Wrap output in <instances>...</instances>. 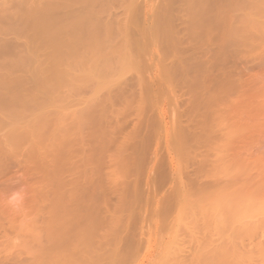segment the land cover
Listing matches in <instances>:
<instances>
[{"label": "rangeland", "instance_id": "obj_1", "mask_svg": "<svg viewBox=\"0 0 264 264\" xmlns=\"http://www.w3.org/2000/svg\"><path fill=\"white\" fill-rule=\"evenodd\" d=\"M3 1H5V0H3ZM3 1L0 0V6L1 7L3 4H5V2L7 3L8 1H9L7 3L8 5L5 4L6 7L8 9L12 7V6L8 7L12 0L11 1L6 0L5 2H3ZM103 1L105 2L104 3L105 4V10L102 13V15H103V17H102L103 21L102 22L109 23L110 26L113 25L112 26L113 27L112 32L110 33V36L114 38L113 41H117V39L120 38L118 40H121V42L120 41L119 42L122 44V38L121 37L125 38V35H127L126 41L123 38V42L125 41V43L123 44V47H125L129 51H125L126 50L125 48L123 50H121L122 49V47H121L120 51L116 50L117 51L116 54L118 53V51H119V53L117 54L118 56L120 55V52L122 54V51L124 53L129 52V57H131L130 58L131 61H129V57L126 53V55H127L126 58L128 57L127 61L130 62L129 64H131L133 62L136 63L137 66H135L133 63V69H135L136 72L132 68L131 69L128 68L129 67L128 62L122 61L123 58L125 60L124 55H123V57L121 56L120 58L117 57V55H116V58H117L116 59L115 58V52H114V54H113L114 57L112 58L111 63L113 65V62H114L115 63L114 67L117 69L118 68L120 69V67L122 68V69H120V70H122V71H120V73L118 70L119 75H118V73H116L117 74L116 76L119 80H117L115 74H113L114 72H112V71H114V70H111L112 69L111 66H109V68L108 67L104 68V71L102 74L96 73V75H98L97 80L100 81V83H99L100 85L97 83L99 85L98 86L99 89H97V90H98V93H99V91H100V93L97 95V97L95 95L96 101H94L95 99L91 98V99H93L92 100L93 103L91 101L88 102L90 104V106L88 104L89 108H88V106H86L87 109H85V106L83 103L87 102L86 100H88V97H89V100H91L90 97L92 96V94L97 93V90L95 89L97 87L94 88L96 91L93 93L92 88H89L86 86L82 87V86L85 85L86 83H89L88 84L89 86L91 83L93 85L94 82H97V81H95L96 79L94 81L92 79L91 83H90L91 80L89 82H86V83H83V82L80 83L81 88H80V85H78L80 89H78V86H77V89H78V90H76L77 93H76V91L75 92L71 91L72 92L71 95H69V97H67L70 99V102H62L61 105H63V103H65V106L67 105V107L65 108L63 105L61 110L73 108V109H71V110H74L72 113L69 112L71 110H69V111L67 110V112H69L71 115L74 116V113H76L75 110H78V113H79L78 116H80L82 114V117L80 116V118L77 117L75 119V117H72L71 115H66V116L61 115V116H63L62 119H64V120L61 119L62 121L60 124H62L63 122H67V125L69 126V127L65 126L62 129L61 137L63 135L67 136V137H62L63 138V140L61 141L62 144L58 143V142H60V140L62 138L59 137L60 132L58 133L56 130L58 128L57 127L58 125L56 124V122L53 124L54 121L51 119L52 117L47 118V120L44 121L45 123H42L43 125H41L42 127L40 129H43V130L39 129L40 130V131L38 130L39 132L36 131L38 133V135L36 132L34 134H36L37 138L33 137V139L32 138L28 139V138H30L27 135L29 131L25 130V127L24 128L20 127L21 130L18 127V130L16 128V131H13L14 129L10 130V128L8 130L7 126H6L7 128L0 126V139L3 138L4 141H6V139H7V141L10 143V146H12V145H15V147L18 146L17 143H16L17 145L15 144V142L17 140V139L15 140V138H16L15 135H18L17 133H19V132H20L19 133L20 136L23 135L22 137H24L25 134L27 135L28 138L24 137L25 138L24 141L26 144L28 143V141L30 143L31 140H32L31 143H34L35 142L34 140H36V139L38 142L40 140V142H39L40 145L37 146L38 142L37 143L35 142L36 145L34 143L35 149L33 148L34 147L33 144H32V146L31 145L29 146L28 145L29 143L27 145H25V143H24V146H23L24 148L20 145L21 148H18L17 150L15 147H13V148H15V151L9 147V149H11V150H9L10 154L8 152H7L8 154L5 152L6 149L8 151V148H5V146L2 147V143L0 144L1 150L2 149L4 150V153L0 151V156L3 155L2 157H4V159L2 157H0V162L2 160V162L0 163V165H1L0 166V211L3 208L2 211L0 212V221L3 220L2 222L6 225V229H7L6 231H4L3 235L0 234V236H2V237H0V257L5 256L8 258L9 257L22 258V259H24V263L28 264L29 261L32 260V258H33L32 256L36 255V256L41 257L40 255H42L43 252L45 254L49 253V252L46 253L45 250H42V248H43L42 245H44V243H45V245L49 244L48 242L54 240L55 235L57 237L58 236L57 233H60V232L63 234H61V235L59 234V236H58V237H60L59 241H58L59 245L56 244L57 241L56 242L53 241L54 244L52 243V245H50L51 244L50 243L47 247L45 246L47 251L50 250L47 248H51L55 244L58 245L59 247L61 246V248L63 249L61 244L63 243L64 245H66L65 243L68 242L67 239H69V237H70V239H72L71 240L72 242H68L69 243L68 245H71L72 243H74V240H75L74 244L80 245L81 244L80 242H82V241H80V239L81 240L84 239V240H86L85 242H87V243H85V245L87 244V246H85V248L88 247L89 248L88 251H90L92 249V250H95V252L97 251L96 254L100 253L102 255V257L100 258L101 260H96V262H94V264H97V263H100V264H161L163 262H164V264H169L170 262L172 263L173 260L177 262V260H176L177 258H175L176 256L174 255V253L177 255V257H179L178 259H181V257H182L183 261H185L184 259H186V260L188 259L187 261L189 262L196 255L194 253L196 251V249L198 252V254L196 256H198L199 253L203 254V252H204V254H205L206 250H205L204 246L207 247L206 248L207 250H209V249L211 250L213 247L214 248L216 247L215 244L218 243L217 247L220 245L219 242L216 241V242H214L215 246L211 247L213 245L212 244L213 242L207 241V240L205 241L204 239H202L204 237L200 238L198 235L201 236L202 233L197 232V230L194 228H192L190 230L192 235H193V236H191L194 239L193 240L190 237V235H191L189 233L190 231H188V229H190L189 227H192V226L187 225V221L185 224V221L183 223L182 221L179 220L180 219L179 214L181 213L180 211H181V202H182V200H181L182 199L181 198L182 197L181 196L182 195V188H181L182 187V183H181L182 176H179V175H181L180 169H182L181 166L183 167L185 165L184 164L186 162V161H184L185 158H186L185 160H188L187 162L190 161L189 160L190 158H194L197 160V158H195V156L194 157L190 156L189 153H192L193 151L192 150L190 151L189 149L191 146H188L189 143L191 145L192 143L193 144L195 142L197 143V141L194 142L195 137L192 136V138H190L191 139V142H190L189 141L190 136L188 137L189 143L187 142L186 147H188V150L190 152H188L187 150H186V152H188L187 154L190 157L188 156L189 158L187 159L186 154H185L184 158L181 156L183 158L181 161L182 162L184 161V163H182L184 165H180L181 162H179V160H180L179 154H180L181 149L183 148L181 146L183 144V142L180 139V142H181L180 143L178 141L179 140L178 138H182V140L184 138V136L180 137V136L184 135V134H182L183 130L181 128H183L182 124H184L187 117L190 118V119L188 118V120L190 122L192 120L194 121L196 118L199 117V116H195L196 113H198V115L201 113V115L203 117L204 114L206 113V110L211 111V109L213 110L214 106L216 109V105H218V107H219V106L224 105V103H226L224 101H218V99H217L220 96L219 94L222 93L221 89L223 90V93L224 92L226 93L227 96L229 95L227 92H232L231 94H234L235 90L237 91V94H239L238 90L242 91V89H239L238 86H235V83L241 82L242 80H248V81L254 80V78L256 79L257 77L258 78L256 79V81L257 80L262 81V79L264 81V54H262L263 53L262 48H258L260 46L262 47V45H263V49H264V43L262 41L263 39L261 40L262 36H259V38H257L258 35L254 36V33L256 31L254 29V26L251 25L253 28H249L250 29V31H249V29H247L249 24L247 25V22H246V25H245L244 24L245 22L242 21V20L245 21V19H244V17H242L241 14H243L244 10L247 7L250 8L249 7L250 0H170V1L167 0V2H166V0H103ZM1 2H3V3H1ZM5 5H3V6H5ZM10 5H13V3ZM130 5H132V6L130 7ZM2 8L5 9V7H2ZM164 12H165V14H164ZM58 13L60 16L61 12H57L56 15H58ZM54 18H56V16H54ZM236 20H237V22H236ZM116 22L123 23V24L126 23L125 25H128V30H127V28H125L126 26L122 24L123 26H125L124 27L125 33L123 32L124 36L121 33L123 30V27H122V30L121 29L119 30L120 36L118 37V30L116 32V30H115L116 26L114 24ZM241 22L243 23L244 26H246V28L243 25H241ZM119 23H116V24L119 25ZM153 24H155L154 27H152ZM238 25L239 26L241 25V28L242 27L244 28V30L242 28L241 34L247 32L245 34V37H247V39L249 38L248 39L249 43L245 44V41H247V39H244V41H243L244 35H243V37L240 38L239 36H241V34L240 35L237 34L239 32L238 31L239 27L237 28V30H235V29ZM114 26H115V28H114ZM120 26H121V24H120ZM120 26H119V28H120ZM141 28H142V30H141ZM117 29H118V26H117ZM144 29L145 30L148 29L149 30L148 33L151 34V36H148V33ZM245 29H247L248 31ZM110 30H111V28H110ZM253 30H254V32L252 33L251 31H253ZM138 31H139V33H138ZM142 32L144 35L143 38H144L145 42L143 41V39L141 40L142 34L139 35ZM234 33H236V34L234 35ZM2 34H5V35L2 36L0 34V43L2 44L3 40L8 41L10 44L8 42H4L3 44L5 45L8 43V45L10 46V49H11V47L13 48L14 45L18 46V43L21 40H23V39H19V38H18L19 40L16 39L15 38L16 36L14 37V36H12V34L8 35V32H2ZM153 34L157 37H155V36L152 37ZM256 34H257V31H256ZM180 37H182V39ZM253 37L255 38L254 40H253ZM15 39H16V41H15ZM178 39H179V41H178ZM242 41H243L244 45L242 44ZM250 41H252V44L250 43ZM127 42H128V44H127ZM176 42H177V44H176ZM21 43L22 42H20L19 45ZM140 43H142V46L140 45ZM145 43H146V45H145ZM11 44H13V46ZM249 44H251V46ZM255 44H257V45H255ZM8 45H6V48L9 47ZM138 45L140 46V48L138 47ZM247 46H248V49H247ZM254 47H255V50L253 49ZM146 48H147V50H146ZM193 48H194V50H193ZM190 49H191V51H190ZM245 49H246V51H245ZM259 49H260V51H259ZM252 50H253V52H252ZM135 51H136V53H133ZM248 51H249V53H248ZM138 52H140V53H138ZM41 53L43 54L46 52L42 51ZM130 53H131V56H130ZM137 53L139 54V56H141L140 59L138 58L139 61L136 57ZM146 54H147V56L145 57ZM249 54L251 55L250 57H248ZM181 55H182V57H181ZM252 55H253V57H252ZM134 56H135L136 60H134L132 62V58ZM180 58H182V60H180ZM162 59H163L164 63L162 62ZM140 60L143 63H141ZM207 60H208V62H207ZM210 61H211V63H213V65L210 64ZM120 62H123V63H121V65L123 64V67L122 66L119 67ZM246 62H247V64H246ZM177 63H178V65H177ZM138 64H139V67H138ZM164 65H166V67H164ZM130 67H131V65H130ZM145 67H147L148 70ZM231 67H232V69H231ZM246 67H247V69H246ZM107 68L108 69L111 68L110 71H108L111 74L109 73V74H107V76L109 77L110 75H112V78L109 77V81L111 79V81L109 83H107L108 79L107 80L104 79L105 78L104 72L106 75ZM123 70H125V71L123 72ZM159 70H161V71H159ZM208 70H209V72H208ZM237 70H238V72L235 74V72ZM0 71H1V69H0ZM115 71H117V70L115 69ZM1 72H3V71H1ZM1 72H0V75H1ZM11 72L12 73H10V75H12L13 77H18V79L23 80V84L20 87L21 93L26 95V93L30 92L29 90H30L33 83H31L32 81L30 80V78H27L28 76L26 75V73H24L20 69H14ZM121 72L122 73L126 72V73L124 75H122ZM225 72H226V74H225ZM227 72H229V73L227 74ZM230 72H232V73L230 74ZM242 73H243V75H242ZM25 75H26V77H25ZM99 75L104 76L102 80H101V78L99 79V77H100ZM167 75L171 78H169ZM12 76H10V78L15 79V78H12ZM228 76H230V77L227 80ZM245 76H246V78H245ZM248 77L249 78L251 77V78L249 79ZM142 78H143V81L141 82ZM103 80H105L107 82L104 81L105 83H103ZM170 80H171V82H169ZM233 80H235V82ZM101 81H102L103 85L107 84V86L101 85ZM115 81H118V82L115 83ZM230 81L232 82V84H230ZM113 82H114L115 86L112 85V87H110L109 85H111ZM185 82H186V84H185ZM233 82H234V85H233ZM141 83H142V85H141ZM182 83H183V85H182ZM205 83H206V85H205ZM241 83H243V82H241ZM168 84L172 87H170ZM203 85H205V87H201ZM232 85H233V87H232ZM238 85H240V83ZM139 86L142 88V90ZM198 86H199V88H198ZM188 87H190V88H188ZM209 87H210V89L212 88L211 91H213V89H214V92H212V94H215L217 92V97L211 95V93H210V95H208L209 94L208 93ZM217 87H219V88L216 89ZM243 87L245 88L246 86L243 85ZM258 87H259V84H258ZM100 88H102V89H100ZM105 88L108 90H106ZM159 88H160V90H159ZM226 88H228L227 92H226ZM64 89L65 88H63V90ZM183 89H184V91H183ZM199 89H201V91ZM260 89L262 90V92L258 91L257 93L260 92L258 94L259 95L258 99H261V97H263L261 99L262 101L259 100L261 103L258 101L260 103L259 107H260V105L262 106V107H260L261 111H259V107H256L255 109L258 108L257 110H258V113L260 114L259 118H261L262 123L264 124V104L262 105V103H264L263 86H262V88L260 87ZM202 90L205 93L207 91L206 95L204 92H202ZM67 91L70 94L69 90H66L65 92H67ZM241 91H239V92H241ZM155 92H157V93H155ZM195 92H196V94L199 95V97H195L196 96ZM57 93L58 92H56L55 94H57ZM63 93H64V91H63ZM73 93H75V95H72ZM223 93H222V95H223ZM58 94H57V97L56 96L55 97H56V99L60 100V97L62 98V96H59ZM60 94H62V93H60ZM202 94L205 96H202ZM235 94H236V92H235ZM207 95L209 97H207ZM226 95H223V96L227 97ZM176 96H178V97H176ZM235 96H238V95H235ZM78 97L79 98L85 97L84 98L85 102L81 101V102H83L82 103L83 106L77 100V99H79ZM200 97H202V98H200ZM204 97H207L208 100H206ZM231 97H233V96L231 95ZM187 98L189 101L187 100ZM210 98L212 99L211 101H209ZM228 98H230V96ZM53 99H54V96L52 97V100ZM56 99H55V101H56ZM184 99H186V101L189 103L186 105V106H188L187 107L188 108V111H187L188 115L187 114H186L187 116L185 115L186 118L183 116V113H181L183 111V107H184V106L182 107L181 104L183 103V105H184V101H185ZM195 99H199L200 101L195 100ZM213 99H215L216 103L214 102ZM219 99H221V97ZM224 99L226 101V98H224ZM67 100L68 99H66L65 101H67ZM176 100H177V102H176ZM190 100H192V101H190ZM60 101H62V100H60ZM60 101H58V102H60ZM63 101H64V99H63ZM197 101H199L198 102L199 105L194 103V102L197 103ZM207 101H209L208 104L206 103ZM0 102H3V100H0ZM53 102H54V100H53ZM175 102H176V104H175ZM210 102L212 103L211 106L214 105L213 102L215 103V105L213 107H211L209 105ZM200 103H204L205 105L204 104L200 105ZM3 104H1V105H3ZM172 104H173V106H172ZM11 105H13V104H11ZM85 105H87V103ZM142 105H143V107H142ZM189 105L192 106L194 109L196 106L197 111L193 110L192 107H191V109H189ZM197 105H198V107H197ZM206 105L207 106L209 105V107H211V109L209 107H208V109H205L207 107ZM71 106H73V107H71ZM1 107H0L1 108L0 112L8 115L7 112H9L10 109L8 108L9 110L6 111V110H4L3 106H1ZM8 107H10V106H8ZM53 108L56 109V107H53ZM170 108H172L174 111ZM219 108H221V107H219ZM6 109H7V107H6ZM55 109L52 112H54ZM178 109H181L180 110L181 112ZM198 109H200L201 112ZM30 110L34 113V109H30ZM5 111H6V113H5ZM31 111H30V113H31ZM192 111H193V113L194 112H196V113H194V115H193ZM27 112L24 114L25 119H26V115H30L29 111H27ZM173 112H174V114H173ZM175 113H176V115H175ZM64 114H66V112ZM206 115L207 116L209 115L208 112L206 113ZM206 115L204 116L203 119L206 118L205 121L208 122L210 119V116H213L214 113L211 112L210 116H208V117ZM67 116H68V118H70V116H71L72 119H75V121L73 120L75 122V124H74V122L71 123L72 120L70 121L68 118L66 119ZM76 116H77V113H76ZM193 116H195V118H193ZM0 118H1V116H0ZM27 118H28V116H27ZM29 118H30V116H29ZM53 119H54V117H53ZM207 119H208V121H207ZM81 120L83 122H81ZM258 120H260V119H258ZM1 121L4 123L7 122V121H3L0 119V122ZM76 121H80V122H76ZM177 122H179L181 124H179ZM68 123H71V125ZM6 124L10 125L9 122L5 123V125ZM63 124L65 125L66 123H63ZM77 124L79 125L80 128L78 127ZM0 125H1V123H0ZM62 125L60 126L61 128H62ZM74 125H77V126H74ZM180 125H181V127H180ZM188 125H191V124L189 123ZM138 126L140 128L141 127L142 128L140 129ZM53 127L55 128V130ZM75 127H77L76 130H74ZM64 128H66L68 131L66 130L65 131L66 133L64 132V134H63V130H65ZM158 129H159V131H158ZM143 131H144V133H143ZM53 133H57L59 136H56L57 134H53ZM67 133H68V135H67ZM169 133H170V135H169ZM177 133H179V134H177ZM50 135H51V137H50ZM38 136L40 137V139H38ZM52 136L54 138H52ZM141 136H142V138H141ZM146 136H147V138H146ZM57 137H59V138H57ZM153 137H156V138L154 139ZM21 138L19 137L18 140L19 141L23 140ZM45 138H48V139L43 140L44 142L45 141L51 142V140L53 139L52 141H53L54 145H56V148L54 147V145L52 146V144H53L52 142H51V146L53 148L50 146L51 149L48 148V146H46V145H42L43 144L42 139H45ZM3 139L0 140V142H3ZM57 139L58 140L60 139V140L58 141ZM64 140H67V142L63 143ZM54 141L58 144H55ZM143 142H145V143H143ZM261 142H262V146H263L262 149H263L264 148V145H263L264 144V137L261 140ZM18 143H20V142H18ZM44 144H46V142ZM63 144H65V145H63ZM66 144H68V146ZM149 144H151V145H149ZM193 144H192V146H193ZM195 144H194V147L191 149L195 150ZM27 146L29 147L28 150H27ZM44 146H45V148H43ZM62 146L63 147L65 146V147L63 148ZM37 147H38V149L36 150ZM60 147H62V148H60ZM148 147H150V148H148ZM206 147H207V145H206ZM172 148H173V150H172ZM143 151H144V153H143ZM141 152H142V155H141ZM177 152H178V154H177ZM181 152L184 153V151H181ZM37 153H39V154H37ZM46 153H48V154L46 155ZM263 153H264V151H263ZM11 154H13V155H11ZM17 154H18V156H17ZM43 154H45V155H43ZM193 154H191V155H193ZM8 156H11V158H9ZM6 157H8V158H6ZM65 157L68 160H66ZM149 157L151 158L150 160H149ZM176 157L178 159H176ZM14 160H15V162H14ZM196 160H195V163H196ZM53 161H54V163H53ZM156 161H158V162H156ZM7 162H9V163H7ZM148 162H150V164ZM16 163H17V166H16ZM47 163H49V164H47ZM157 164L159 165V168H158ZM188 164L189 163H187L186 166H188ZM192 164L190 162V166ZM3 165H4V167L2 168ZM194 165L195 164H193L191 166V168H193ZM175 166H177L178 168ZM205 166H206V164H205ZM205 166H203V167L205 168ZM46 167L49 169H47ZM50 167L53 169H51ZM179 167H180V169H179ZM195 167L196 166H194V168ZM203 167H202V173L205 170V169H203ZM27 168H29V169H27ZM154 168H155V170H154ZM188 168L190 169V167H188ZM198 168H199V166L197 164V168L193 169V171H194V173H196V175H193V173L192 174L189 173V177L187 176L188 183H190V184L192 183L191 179H193L194 176H196V178L198 176V180H197L198 183H199V180L200 181L206 180L203 175L200 176L197 174ZM50 169L55 171L56 173L55 172L53 173V171H49ZM189 169H188V172L191 170V169L190 170ZM174 170L175 171L177 170L179 172H177V171L175 172ZM26 171H27V173H26ZM30 171H31V173H30ZM42 173H43V175H42ZM176 173H178V175H175ZM53 174H55V175H53ZM108 174H110V175H108ZM164 175H165V177H164ZM187 175H188V173H187ZM173 178H175V179L177 178V179L171 180ZM10 179H11V181H10ZM133 181H135V182H133ZM194 181H193L194 184H192V185L195 188H197L196 185L198 183L197 182L195 183ZM8 182L10 184H8ZM83 182H84V184H83ZM177 184H178V186H180V185L181 186L178 187ZM192 185H191V187H192ZM36 186H37V188H36ZM53 186L55 188L54 190L51 189V188H53ZM132 187L134 188V190ZM136 187H138V189ZM187 187H188V185H187ZM191 187L189 185L188 188L190 189ZM45 188H47V189H45ZM48 188L50 189L51 193L53 192L56 194V197H53L55 194H53V193L51 194V196L53 195L52 197L55 199H52V197H50V192H49V194L47 193V190L49 191ZM195 188H194V190L191 189L189 191L190 195L194 193ZM31 189L34 190L35 193ZM58 189H59V191L64 189L66 193H64V190H63V192L60 193L58 191ZM206 189H209L208 186L205 185V187H203L201 184V187H199L198 190H196L195 192H197V191L205 192ZM170 190H172V191L170 192ZM173 190H175V191H173ZM42 191H44V192H42ZM191 191H193V192L191 193ZM39 192H42L41 195L44 197L39 196L38 195V194H40ZM45 192L47 193L46 196L43 195V193L46 194ZM174 192H176L175 193V194H177L176 196H179L181 199L177 198V200H176V196L175 195H174L175 197L172 196V194ZM57 194L59 196L58 198H57ZM70 194H73V195H70ZM60 195H61V197H60ZM140 195H142V196H140ZM74 196H75V198H74ZM64 197L66 199H64ZM173 197L175 198V200H173L174 199ZM36 198H38V199H36ZM47 198H49V199H47ZM34 200H36V203ZM37 200L40 202L38 203ZM55 200H57V201H55ZM60 200H61L62 204L58 205L59 203H61ZM44 201L48 202V203H45ZM50 201L52 202V206L54 208L50 205L51 204ZM174 201H176V202H174ZM54 204H55V206H54ZM65 205H67L71 210H75V211L74 212L71 211L67 206H66L67 207V209H66L67 211H66L65 208H63V207H65ZM46 206H48V208ZM78 207H80V208H78ZM165 208H166V210H165ZM169 208H173L174 210L172 211V209H169ZM54 209H55V211H54ZM50 211H51V214H50ZM53 212L55 215H53ZM70 212H72V213H70ZM3 213H6V214H3ZM68 213H70V214H68ZM46 214H47V216H45ZM72 214H73V216H71ZM2 215H4V217H2ZM52 215H53V218H51ZM65 215H66V217H65ZM69 215L72 217V219L70 218L72 221L70 219H68ZM55 216L59 217L60 220H57L59 218L55 219L54 218ZM45 217H48V218L50 217V219H52V221L55 220V222L58 221V222H56V223H58V225L56 223L54 224L53 222H50V220L48 218L44 219ZM63 218L67 219V223H66L67 225H69L70 222H72V224H74V225L68 226L69 228H67V225H65V223H64L65 226L63 225V221L64 222L66 221ZM4 220H6L7 222H5ZM44 220H47V221H44ZM48 220L50 223L53 224L51 230L53 231L55 229L56 231L55 230L54 231L56 234H54V233L52 234V232H50L51 234L49 233V230L51 228V224L48 222ZM181 220H183V219L181 218ZM173 222L176 224H174ZM178 223H179V225H178ZM40 224H41V226H40ZM49 224H50V226H49ZM46 225H47L48 235H46V234L43 235V233H45L43 231V229L46 228ZM37 226H40V227H37ZM43 226L45 228H43ZM53 226H54V229H53ZM71 227H73V228H71ZM70 228L74 231V233L76 230V233H75L76 235H74V233H72V230ZM169 228L171 231L169 230ZM186 228H187V232H186ZM36 229L39 232L40 231L43 232V233H38L40 235V236L38 235L39 237L36 235V233L38 232ZM68 230H71V231H68ZM82 230L85 233H83ZM6 232H7V234H6ZM66 232L67 233L70 232V234L68 233L69 234L68 235ZM193 232L195 233V235L193 234ZM65 233L67 234V236L64 235ZM187 233H189V235ZM31 234H32V236H31ZM72 234L74 237L72 236ZM79 234H81L82 237ZM128 234H129V237H127ZM42 235H43V237H42L43 240L46 239V236H48L47 240L48 239L49 240L47 241V243L45 242L46 240L43 241L44 243L41 242V240H42L41 236ZM84 235H85V237H84ZM16 236H17V238H16ZM33 236L38 237V239L36 237L34 238ZM77 236H79L78 237L79 239L76 238ZM86 236H87V238H86ZM195 236H198L199 238L197 237L198 239H196ZM51 237H53L52 240H50ZM33 239L36 240V245L34 244L35 242L32 243ZM200 239H202V241L206 242V243L203 242V244H204V245L202 244L203 248H201L202 246H199V249L200 248L203 249L201 252L198 251L199 249L197 248V246L199 244H201L200 243L201 241L197 242L198 245L196 244V241H199ZM37 240L39 242H41L40 243L41 246L39 245V243H37ZM63 240H65V241H63ZM192 241H194L196 245ZM172 242L177 243L175 245L176 249L181 247V248H179L180 250L182 249V251H180V253H179V249L177 252L176 249L173 248L175 243L172 244ZM255 242H256L255 246H254L253 242H252L253 245L251 247L249 246V248L253 247V249H249L248 247H245V245L251 244L250 242H246V244H245V242H244V244L241 243L240 247H239V244H237L239 242H237L236 245L232 244V243L231 244H232V246L233 245L235 246V247L234 246L232 247L233 249L238 250V248L236 247L238 245L239 249L241 247H244L246 250L248 248L247 251L251 250V252H252L253 250H256V246L257 247L260 246V245L258 246L259 243L257 241H255ZM128 244H130V245H128ZM242 244H243V246H241ZM32 245L34 247H32ZM178 245H179V247H177ZM222 245L223 244H221V247H222ZM225 245H227V244H224V246ZM228 245H230V243ZM36 246H38L36 248L37 251L34 250ZM31 247L34 249L32 250ZM45 247L43 249H45ZM214 248H213V251L216 253V250H215L216 248L215 249ZM39 249L42 251H39ZM54 249L57 250L55 246H54ZM241 250H243V249L241 248ZM88 251H86V252H88ZM213 251L212 252L210 251V253H212L211 255H213ZM239 251L240 250H238V252ZM92 252L94 253V251H92ZM178 253H179V255H178ZM218 253L221 254L222 251L218 252ZM218 253H216V254H218ZM100 254H99V256H100ZM168 254L171 256V258H168L169 260L167 258H165V257H170V256H168ZM206 255H208V254H206ZM42 256L44 257V255H42ZM99 256H98V258H99ZM163 256H164V258H162ZM196 256L194 257L195 259L197 258ZM172 258H173V260L170 261ZM221 259H222V257H221ZM174 261H173V263L175 264ZM192 261L194 262V260H192ZM247 262H248V258H247L246 263ZM252 262H251V264H255V262H253V263ZM249 263H250V259H249Z\"/></svg>", "mask_w": 264, "mask_h": 264}, {"label": "bare ground", "instance_id": "obj_2", "mask_svg": "<svg viewBox=\"0 0 264 264\" xmlns=\"http://www.w3.org/2000/svg\"><path fill=\"white\" fill-rule=\"evenodd\" d=\"M3 1V0H2ZM6 1V0H5ZM3 1V2H5ZM8 1V0H7ZM11 1V0H10ZM170 1V0H169ZM1 2V3H3ZM9 2V1H8ZM7 2V3H8ZM57 2V3H56ZM167 2V0H166ZM5 2V4H7ZM13 5H10L12 4ZM105 2L103 0H12L9 4L8 7L12 6L11 8H7L5 4V6H3L2 4V7H5V9H3L1 6H0V34L3 36L5 34H2V32H8V35L12 34V36H16L15 38L16 39H23L21 40L20 42H22L20 45L18 43V46L14 45V47L10 49V46L8 45V41H5L3 40L2 44L0 43V69L1 71V75H0V100H3V102H0V107L3 106L4 107V110H9L8 115L7 114H4L2 112H0V116H1V120L3 121H7L5 123H8L5 125L4 122H0L2 127L4 128H7L8 127V130L10 128V130H13V131H16V128L18 130V127H25V130H28V136L30 138L27 137V135L25 134L24 137L28 138V139H33L34 138H37L36 137V134H34L36 131L39 132L40 130H43V129H40L43 125L42 123H45L44 121L47 120V118H51L54 122L53 124L56 122V125L58 128L56 129L57 132L59 133L60 132V136L57 134V133H53V134H57L56 136H59L60 138L62 137H67L66 135L62 136L61 137V132H62V129L63 127H67V122H63V123H66L64 126L61 123L63 116L65 115H71L70 113H72L74 110H71V109H65L67 107V105L65 106V103H63L64 105V109L65 110H61L62 109V106L61 103L62 102H70V99L67 98L69 97V95H71L72 92H75L76 90L80 89L81 88V85L80 83H86V82H89L90 80V83L92 82V79L93 81H97V82H94L93 85L92 83L90 84V86L88 85L89 83H86L85 85H83L82 87L86 86V87H89V88H92L93 89V93L99 89L98 86L100 85V81L97 80L98 79V75H96V73H103L104 71V68L111 66V70H114L112 72H114L113 74H115V76L117 75L116 73H118V70H119V73L120 69H122L120 66L123 67V64L121 65V63L123 62H128V64L130 63L129 61L131 57H129V52H123L122 51V54L120 52V55L118 56L117 54L119 53L121 47L123 50L125 47H123V44L125 43L126 41V36L125 35V38L124 37H121L122 38V44L120 43L121 40H118L120 38H116L117 41H113L114 38L110 36V33L112 32V29H113V25L110 26L109 23H106V22H102L103 19V15L102 13L104 12L105 10ZM244 4V3H243ZM8 5V4H7ZM245 5V4H244ZM132 5H130L131 7ZM249 7L250 8H246L243 12L242 17H244L245 21L242 20L243 22H245L244 24L246 25V22H247V25L249 24V26L247 27V29L249 28H253L252 26H254V29L257 31V34H256V31L254 33V36H257V38H259V36H262L261 37V40L263 41L264 43V0H250V3H249ZM2 8V9H1ZM244 8V7H243ZM61 12L60 13V16H59V13L58 15H56L57 12ZM56 12V13H55ZM55 13V14H54ZM165 14V12H164ZM56 16V18H54V16ZM59 16V17H58ZM240 17V16H239ZM241 17V18H242ZM102 19V20H101ZM243 19V18H242ZM154 21V20H153ZM240 21V20H239ZM237 22V20H236ZM116 23H119V22H116ZM116 23L115 26H116V32L118 30V37L120 36V32L119 30L121 29L122 30V27H123V30H122V35L124 36V27L127 28L128 30V25H125L126 23H119V25H117ZM121 24V26H120ZM125 26H123V25ZM236 24V23H235ZM241 25H243V23L241 22ZM241 25L237 26L235 30H237V28L239 27L238 29V33L237 34H241L242 32V28H241ZM252 25V26H251ZM114 26V28H115ZM117 26H118V29H117ZM120 26V28H119ZM155 24H153L152 27H154ZM236 26V25H235ZM244 26V25H243ZM246 28V26H244ZM111 28V30H110ZM146 28V27H145ZM241 29V30H240ZM245 29V30H247ZM142 30V28H141ZM145 30V29H144ZM244 30V28H243ZM147 33L149 32L148 29L145 30ZM234 31V30H233ZM232 31V32H233ZM248 31V30H247ZM250 31V29H249ZM124 32V33H123ZM235 32V31H234ZM252 33L254 32L251 31ZM139 33V31H138ZM234 33V35L236 34ZM247 33V32H246ZM246 33H242L241 36H239L240 38L243 37L244 35V38H243V41L244 39H247V37H245V34ZM142 34V35H141ZM232 34V33H231ZM256 34V35H255ZM139 35L142 36L141 40L143 39L144 41V38H143V32L140 33ZM148 36H151V34L148 33ZM155 35L153 34L152 37H154ZM178 36V35H177ZM157 37V36H155ZM233 37V36H232ZM123 38H124V42H123ZM182 39V37H180ZM235 38V37H234ZM15 39V41H16ZM18 39V40H19ZM177 39V38H176ZM249 39V38H248ZM247 39V41H245V44L246 43H249V40ZM255 38L253 37V40ZM17 40V41H18ZM149 40V39H148ZM239 40V39H238ZM260 40V39H259ZM120 41V42H119ZM154 41V40H153ZM179 41V39H178ZM242 41V44L244 45ZM261 41V42H262ZM4 42H8L7 44H3ZM116 42V43H115ZM145 42V41H144ZM250 43L252 44V41H250ZM10 44V43H9ZM128 44V42H127ZM177 44V42H176ZM251 44H249L251 46ZM258 44V43H257ZM255 44V45H257ZM6 45H8L9 47L6 48ZM13 46V44H11ZM137 45V44H136ZM140 45L142 46V43H140ZM146 45V43H145ZM5 46V47H4ZM16 46V47H15ZM148 46V45H147ZM146 46V47H147ZM208 46V45H207ZM220 46V45H219ZM242 46V45H241ZM138 47L140 48V46L138 45ZM137 47V48H138ZM227 47V46H226ZM9 48V49H8ZM136 48V47H135ZM144 48V47H143ZM189 48V47H188ZM258 48H262V51L264 54V49H263V45L262 47H258ZM43 49V50H42ZM126 49V48H125ZM131 49V48H130ZM134 49V48H133ZM247 49H248V46H247ZM255 50V47L253 48ZM116 50H119L118 53L116 54ZM145 50V49H144ZM143 50V51H144ZM147 50V48H146ZM188 50V49H187ZM194 50V48H193ZM197 50V49H196ZM210 50V49H209ZM250 50V49H249ZM46 52V53H41V52ZM125 51H129L128 49H126ZM191 51V49H190ZM246 51V49H245ZM260 51V49H259ZM115 52V58H116V55L117 57H123V55L125 56V60L124 58L122 59L123 62H120L119 63V67L120 69L118 68H115L114 67V62H113V65L111 63V60L112 58L114 57L113 54ZM251 52V51H250ZM253 52V50H252ZM251 52V53H252ZM126 53L129 57V61H127V58H126ZM133 53H136L133 52ZM140 53V52H138ZM136 54V57L137 59L141 58V56H139V54ZM147 53V52H146ZM249 53V51H248ZM143 55V54H142ZM130 56H131V53H130ZM133 56V55H132ZM147 56V54L145 55V57ZM251 55L249 54L248 57H250ZM182 57V55H181ZM253 57V55H252ZM134 58V59H133ZM132 58V62L134 60H136L135 56ZM117 59V58H116ZM138 59V61H139ZM164 59V58H163ZM162 59V62L164 63ZM178 60V59H177ZM180 60H182V58H180ZM199 60V59H198ZM141 62V60H140ZM178 62V61H177ZM208 62V60H207ZM135 66L136 63L133 62ZM133 63L129 64V69H133ZM143 63V62H141ZM162 63V64H163ZM210 64L213 65V63H211L210 61ZM247 64V62H246ZM263 64V63H262ZM118 65V64H117ZM131 65V67H130ZM161 65V64H160ZM178 65V63H177ZM207 65V64H206ZM113 66V67H112ZM116 66V65H115ZM147 66V65H146ZM236 66V65H235ZM249 66V65H248ZM125 67V66H124ZM138 67H139V64H138ZM142 67V66H141ZM161 67V66H160ZM164 67H166V65H164ZM234 67V66H233ZM243 67V66H242ZM107 68V72H106V75H105V72H104V76H105V80L108 79V82L103 80V83L107 82L109 83L111 81H109V77L112 78V75H110L109 77L107 76V74H109L110 72V69ZM126 68V67H125ZM147 68V67H145ZM14 69H20L21 71H23L24 73H26V75L28 76L27 78H30V80L32 81L31 83L32 86L30 88V92L23 94L21 93V85L23 84V80H20L18 79V77H13L12 75H10V73H12L11 71L14 70ZM115 69L117 71H115ZM124 69V68H123ZM150 69V68H149ZM173 69V68H172ZM229 69V68H228ZM232 69V67H231ZM247 69V67H246ZM245 69V70H246ZM106 70V69H105ZM135 71V69H133ZM137 70V69H136ZM145 70V69H144ZM148 70V68H147ZM251 70V69H250ZM125 70H123L124 72ZM161 71V70H159ZM127 72V71H126ZM125 72V73H126ZM136 72V71H135ZM170 72V71H169ZM209 72V70H208ZM216 72V71H215ZM238 72V70L235 72V74ZM78 73V74H77ZM118 73V75H119ZM125 73H122V75H124ZM168 73V72H167ZM229 72H227L228 74ZM232 72H230L231 74ZM248 73V72H247ZM111 74V73H110ZM161 74V73H160ZM212 74V73H211ZM210 74V75H211ZM224 74V73H223ZM226 74V72H225ZM234 74V75H235ZM25 75V77H26ZM96 75V76H95ZM169 75V74H168ZM167 75V76H168ZM214 75V74H213ZM221 75V74H220ZM239 75V74H238ZM243 75V73H242ZM10 76H12V78H15V79H11ZM95 76V77H94ZM100 76V75H99ZM104 76H100L99 79L101 78V80L103 79ZM108 78H107V77ZM121 76V75H120ZM114 77V76H113ZM119 77V76H118ZM169 77V76H168ZM230 76L227 77V80ZM236 77V76H235ZM238 77V76H237ZM253 77V76H252ZM23 78V77H22ZM115 78V77H114ZM121 78V77H120ZM141 78V77H140ZM171 78V77H169ZM233 78V77H232ZM246 78V76H245ZM249 78V77H248ZM251 78V77H250ZM249 78V79H250ZM258 78V77H257ZM256 78V79H257ZM116 79L119 80L116 76ZM139 79V78H138ZM166 79V78H165ZM208 79V78H207ZM223 79V78H222ZM226 79V78H225ZM253 79V78H252ZM256 79L254 78V80H242L241 82H238V83H235V86H238L239 89H242L241 90H238V93L237 94V91L235 90L234 94H231L232 92H227V89L226 88V92L229 94L228 96L226 95V93L224 92L223 93V90L221 89L223 95H226L227 97H224L221 94H219L220 96L217 98L218 101H224L226 103H224V105L222 106H219L221 108L218 107V105H216V109H215V99L213 104L211 106V102H210V106L213 107V110L211 109V107H209V105L205 108V109H208V107L211 109V111L209 110H206V113L208 112V116H210V113H214L213 116H210V119L208 122L205 121L204 116L206 115V113L204 114V116L202 117L201 113L198 115V113L195 114V116H199L198 118H196L194 121L192 120L191 122L188 120L189 117H187L186 121L184 122V124H182V127L181 128L183 130V133L184 135L180 136V137H183V140L182 138H178L179 142H180V139L181 141L183 142V144L181 145L183 148V150L181 149V151H184L181 152L180 151V160L179 162L180 165H184L183 167L181 166L182 169H180V174L179 176H182L181 178V183H182V199L179 197V196H176L177 194H175L176 192H174L172 194V196H176V200L177 198L181 199L182 202H181V213L179 214V220L182 221L184 223L185 221V224H186V221H187V225H190L192 227H189L190 229H188V231H190L192 228L196 229L197 232H201L202 235H198L200 238L204 239L205 241H211L213 242L212 246H215L216 245V253L218 252H221L222 253H218L216 254L214 251H213V248L210 250L211 252L213 251V255H211L212 253H210L209 250H207L206 246L205 247V254L203 252V254L201 255L199 253L198 256H196L198 254L197 252V249L196 251L194 252L195 256L197 257L196 259L193 257L192 260H194V262L192 261H187L186 259H184L185 261L182 260V257L181 259H178L179 257H177V255L174 253V255L176 256L175 258H177V262L173 260V258L170 260V261H174L175 264H251V262H255V264H264V153H263V149H262V142L261 140L263 139L264 137V124L262 123V120L261 118H259L260 114L258 113V108L255 109L256 107H259V104L261 103L259 100H261L263 97H261V99H258L259 97V93H257L258 91H261L262 90L260 89V87L262 88L263 86V89H264V81L262 79V81H256ZM105 81V82H104ZM138 81V80H137ZM140 81V80H139ZM143 81V78L141 80V82ZM163 81V80H162ZM225 81V80H224ZM235 82V80H233ZM118 81H115V83H117ZM171 82V80L169 81ZM203 82V81H202ZM222 82V81H221ZM234 82H233V85H234ZM96 83V84H95ZM99 85H98V84ZM240 83V85H238ZM140 84V83H139ZM144 84V83H143ZM148 84V83H147ZM172 84V83H171ZM186 84V82H185ZM230 84H232V82L230 81ZM258 84H259V87H258ZM80 85V88L79 86ZM92 85V86H91ZM101 85L102 84V81H101ZM109 85V84H108ZM112 85H114V82L109 85L110 87H112ZM142 85V83H141ZM169 85V84H168ZM167 85V86H168ZM173 85V84H172ZM183 85V83H182ZM191 85V84H190ZM189 85V86H190ZM199 85V84H198ZM206 85V83H205ZM205 85L201 86V87H205ZM224 85V84H223ZM227 85V84H226ZM225 85V86H226ZM232 85V87H233ZM243 85H245L246 87L244 88ZM77 86H78V89H77ZM103 86H107L106 85H103ZM115 86V85H114ZM170 86V85H169ZM175 86V85H174ZM231 86V85H230ZM85 87V88H86ZM97 87V88H95ZM140 87V86H139ZM143 87V86H142ZM172 87V86H170ZM183 87V86H182ZM220 87V86H219ZM219 87H217L216 89H218ZM227 87V86H226ZM229 87V86H228ZM241 87V88H240ZM260 89H258V88ZM63 88H65L63 90ZM96 90H95V89ZM141 88V87H140ZM139 88V89H140ZM190 88V87H188ZM199 88V86H198ZM215 88V87H214ZM231 88V87H230ZM229 88V89H230ZM236 88V87H235ZM32 89V90H31ZM91 89V90H92ZM102 89V88H100ZM106 89V88H105ZM144 89V88H143ZM163 89V88H162ZM187 89V88H186ZM205 89V88H204ZM238 89V88H237ZM66 90H69L70 91V94L67 92H65ZM108 90V89H106ZM142 90V88H141ZM160 90V88H159ZM171 90V89H170ZM201 91V89H199ZM198 90V91H199ZM206 90V89H205ZM208 90V89H207ZM212 88L210 89L209 87V90H208V95H213V96H216L217 97V92L215 94H212V92H214V89L213 91H211ZM64 91V93H63ZM72 91V92H71ZM172 91V90H171ZM184 91V89H183ZM186 91V90H185ZM191 91V90H190ZM199 91V92H200ZM211 91V92H210ZM225 91V90H224ZM232 91V90H231ZM241 91V92H239ZM56 92H58L57 94L59 96H62V98L60 97V101L59 99H56L57 97V94H55ZM173 92V91H172ZM193 92V91H192ZM202 92H204L202 90ZM264 92V91H263ZM62 93V94H60ZM77 93V91H76ZM100 93V91H99ZM98 93V90H97V93H94L92 94V96L90 97L95 99L97 97V95L99 94ZM157 93V92H155ZM176 93V92H175ZM205 93V92H204ZM203 93V94H204ZM207 93V91H206ZM205 93V95H206ZM28 94V95H27ZM154 94V93H153ZM182 94V93H181ZM202 96H205L203 95ZM233 97H231V95ZM68 95V96H67ZM72 95H75V93H73ZM96 95V97H95ZM156 95V94H155ZM187 95V94H186ZM185 95V96H186ZM195 97H199L198 94H196L195 92ZM198 95V96H197ZM207 95V97H209ZM235 95H238V96H235ZM54 96V102L52 100V97ZM56 96V97H55ZM94 96V97H93ZM230 96V98H228ZM261 96V95H260ZM72 97V96H71ZM153 97V96H152ZM178 97V96H176ZM180 97V96H179ZM207 97H204L206 100ZM221 97V99H219ZM223 97V98H222ZM59 98V97H58ZM79 98V97H78ZM81 98V97H80ZM77 99L80 104L82 105L83 102L81 101H84V98H81V99ZM184 98V97H183ZM191 98V97H190ZM202 98V97H200ZM203 98V99H204ZM226 98V101L225 99ZM58 100L60 102H56L55 101ZM66 99H68L67 101H65ZM83 99V100H82ZM89 100V97H88V100H86L87 102L83 103L84 106H85V109L86 106H88V102H92V100ZM181 99V98H180ZM192 99V98H191ZM216 99V100H217ZM223 99V100H222ZM72 100V99H71ZM169 100V99H168ZM178 100V99H177ZM176 100V102H177ZM185 100V101H184ZM184 105L183 103L181 104V106L183 107V111L181 112L180 110L181 109H178L181 113H183V116L186 118V116L188 115L187 114V111H188V106H186L187 104H189L186 99H184ZM188 100V98H187ZM195 100H199V99H195ZM202 100V99H201ZM212 99L210 98L209 101H211ZM11 101V102H10ZM77 101V102H78ZM96 101V99L94 100ZM171 101V100H170ZM189 101V100H188ZM192 101V100H190ZM200 101V100H199ZM199 101L194 102L195 104H198L199 105ZM207 101L206 103L208 104ZM260 103H259V102ZM262 101V100H261ZM6 102V103H5ZM8 102V103H7ZM56 102V103H55ZM78 102V103H79ZM175 102V104H176ZM202 102V101H201ZM204 102V101H203ZM4 103V104H3ZM87 103V105H85ZM93 103V102H92ZM91 103V104H92ZM3 104V105H1ZM8 104V105H7ZM13 104V105H11ZM67 104V103H66ZM71 104V103H70ZM69 104V105H70ZM144 104V103H143ZM192 104V103H191ZM190 104V105H191ZM201 104H204V103H200ZM222 104V103H221ZM264 103H262L263 105ZM94 105V104H93ZM92 105V106H93ZM171 105V104H170ZM189 105V109H191L192 106ZM197 105V107H198ZM205 105V104H204ZM10 106V107H8ZM83 106V105H82ZM90 106V104H89ZM88 106V108H89ZM173 106V104H172ZM171 106V107H172ZM176 106V105H175ZM7 107V109H6ZM53 107H56L53 108ZM73 107V106H71ZM143 107V105H142ZM178 107V106H177ZM260 107H262L260 105ZM259 107V111H261ZM2 108V107H1ZM0 108V109H1ZM9 108V109H8ZM179 108V107H178ZM3 109V108H2ZM12 109V110H11ZM30 109H34V113L30 110ZM55 109L54 112H52L53 110ZM84 109V108H83ZM140 109V108H139ZM172 109V108H170ZM193 110H196V106H195V109L192 107ZM215 109V110H214ZM67 110H71L69 112H67ZM142 110V109H141ZM173 110V109H172ZM177 110V109H176ZM200 111V109H198ZM5 111V113H6ZM29 111V114L30 115H26V119H25V113ZM31 111V113H30ZM64 111V112H63ZM82 111V110H81ZM86 111V110H85ZM138 111V110H137ZM174 111V110H173ZM197 111V110H196ZM204 111V110H203ZM215 111V112H214ZM52 112V113H51ZM66 112V114H64ZM75 112L77 113V116H76V113H74V116L71 115L72 117H75V119L77 117L80 118V116L82 117V114L80 116H78V110H75ZM201 112V111H200ZM210 112V113H209ZM28 113V112H27ZM69 113V114H68ZM144 113V112H143ZM193 113V111H192ZM193 113V115H194ZM4 114V115H3ZM54 114V115H53ZM171 114V113H170ZM174 114V112H173ZM187 114V115H186ZM203 114V113H202ZM4 117H3V116ZM7 115V116H6ZM63 115V116H61ZM176 115V113H175ZM186 115V116H185ZM190 115V114H189ZM212 115V114H211ZM28 116V118H27ZM30 116V118H29ZM70 116V118H68V116L66 117V119L68 118L71 123L75 121V119H72ZM145 116V115H144ZM143 116V117H144ZM178 116V115H177ZM195 116H193V118H195ZM207 116V115H206ZM207 116V117H208ZM54 117V119H53ZM61 117V118H60ZM201 117V118H200ZM214 117V118H213ZM3 118V119H2ZM78 118V119H79ZM145 118V117H144ZM147 118V117H146ZM7 119V120H6ZM62 119V120H61ZM77 119V120H78ZM83 119V118H82ZM175 119V118H174ZM178 119V118H177ZM176 119V120H177ZM190 119V118H189ZM205 121H203V120ZM260 119V120H258ZM74 120V121H73ZM156 120V119H155ZM158 120V119H157ZM68 121V120H67ZM146 121V120H145ZM189 121V122H188ZM76 122H80V121H76ZM81 122H83L81 120ZM152 122V121H151ZM187 122V123H186ZM261 122V123H260ZM71 123H68L71 125ZM149 123V122H148ZM179 123V122H177ZM191 124V125H188V124ZM4 124V125H3ZM60 124V125H59ZM75 124V122H74ZM79 124V123H78ZM77 124V125H78ZM147 124V123H146ZM160 124V123H159ZM181 124V123H179ZM62 125V128L60 127ZM77 125H74V126H77ZM149 125V124H148ZM7 126V127H6ZM142 126V125H141ZM157 126V125H156ZM55 127V126H54ZM53 127V128H54ZM69 127V126H68ZM79 127V125H78ZM82 127V126H81ZM135 127V126H134ZM139 127V126H138ZM181 127V125H180ZM56 128V127H55ZM54 128V130H55ZM77 127L74 128V130H76ZM80 128V127H79ZM140 128V127H139ZM138 128V129H139ZM142 128V127H141ZM140 128V129H141ZM153 128V127H152ZM155 128V127H154ZM40 129V130H39ZM59 129V130H58ZM65 130H63V134L64 132L67 130L66 128H64ZM156 129V128H155ZM174 129V128H173ZM178 129V128H177ZM180 129V130H181ZM7 130V131H8ZM21 130V128H20ZM39 130V131H38ZM80 130V129H79ZM137 130V129H136ZM68 131V130H67ZM78 131V130H77ZM81 131V130H80ZM154 131V130H153ZM159 131V129H158ZM36 132V133H37ZM55 132V131H54ZM76 132V131H75ZM139 132V131H138ZM175 132V131H174ZM20 133V132H19ZM17 133L18 135H15V144L17 143L18 146L15 147V145H12L10 146V143L7 141H4L3 139V142H0V144L2 143V147L5 146V148H8V151L6 149V153L8 152L9 153V150H14L15 151V148L16 150L18 148H21V146L23 147L24 146V137L20 136V134ZM66 133V132H65ZM71 133V132H70ZM137 133V132H136ZM144 133V131H143ZM33 134V135H32ZM52 134V135H53ZM74 134V133H73ZM154 134V133H153ZM179 134V133H177ZM38 135V133H37ZM68 135V133H67ZM71 135V134H70ZM155 135V134H154ZM170 135V133H169ZM12 136V135H11ZM14 136V135H13ZM55 136V135H54ZM190 136V137H189ZM195 137L194 139V142L197 141V143L195 144V150L191 149L194 147V144L192 146V144L190 145L189 141L191 142V139ZM19 137L23 140H18ZM51 137V135H50ZM57 137V138H59ZM188 137H189V141H188ZM44 138V137H43ZM52 138H54L52 136ZM56 138V137H55ZM69 138V137H68ZM142 138V136H141ZM147 138V136H146ZM151 138V137H150ZM154 139L156 137H153ZM152 138V139H153ZM0 139V140H2ZM27 139V140H28ZM38 139H40V137L38 136ZM48 138H45V139H42V142L43 144L42 145H46L48 146V148H50L51 146V142L53 143V139L51 140V142H46V144H44L45 142L43 140H47ZM153 139V140H154ZM171 139V138H170ZM177 139V138H176ZM175 139V140H176ZM208 139V140H207ZM58 140V139H57ZM60 140V139H59ZM58 140V141H59ZM63 138L60 140V142L58 143H61L62 144V141ZM169 140V139H168ZM23 143H22V142ZM36 143L38 142L37 139L34 140ZM33 141V142H34ZM146 141V140H145ZM209 143H208V142ZM20 142V143H18ZM32 142V140H31ZM29 143L28 141V145L34 146V143ZM40 142V140H39ZM38 142L37 146L40 145ZM55 142V141H54ZM67 142V140H64L63 143ZM170 142V141H169ZM177 142V141H176ZM187 142L189 143L188 146H191L190 147V151L192 150L193 152L192 153H189L190 156L197 158L194 159V158H190L189 162H187L188 160H185L187 163L184 161L182 162L181 160L185 157V154H186V157L187 159L190 157L187 153L190 152L188 150V147L187 146ZM193 142V141H192ZM22 143V144H21ZM35 143V145H36ZM55 142V144H58ZM123 143V142H122ZM145 143V142H143ZM151 143V142H150ZM181 143V142H180ZM16 144V145H17ZM25 143V145H27ZM50 144V145H49ZM142 144V143H141ZM9 145V146H8ZM21 145V146H20ZM41 145V146H42ZM54 145V143L52 144V146ZM65 145V144H63ZM68 146V144H66ZM124 145V144H123ZM151 145V144H149ZM207 145V147H206ZM264 145V144H263ZM40 146V147H41ZM51 146V147H52ZM9 147L11 149H9ZM15 147V148H13ZM54 147L56 148V145H54ZM63 147V146H62ZM60 147V148H62ZM65 147V146H64ZM63 147V148H64ZM124 147V146H123ZM144 147V146H143ZM24 148V147H23ZM22 148V149H23ZM31 148V147H30ZM35 149V146L33 147ZM42 148V147H41ZM45 148V146L43 147ZM53 148V147H52ZM150 148V147H148ZM26 149V148H25ZM29 149V147L27 146V150ZM32 149V148H31ZM38 149V147L36 148V150ZM51 149V148H50ZM147 149V148H146ZM35 150V151H36ZM44 150V149H43ZM55 150V149H54ZM158 150V149H157ZM173 150V148H172ZM177 150V149H176ZM186 150L188 152H186ZM263 150V151H262ZM0 151L4 153V150L2 149L1 150V147H0ZM13 151V152H14ZM33 151V150H32ZM39 151V150H38ZM140 151V150H139ZM20 152V151H19ZM23 152V151H22ZM52 152V151H51ZM148 152V151H147ZM195 152V153H194ZM5 153V154H6ZM7 153V154H8ZM44 153V152H43ZM144 153V151H143ZM146 153V152H145ZM194 153V154H193ZM10 154V153H9ZM35 154V153H34ZM39 154V153H37ZM48 153H46L47 155ZM178 154V152H177ZM184 154V155H183ZM193 154V155H191ZM13 155V154H11ZM27 155V154H26ZM45 155V154H43ZM141 155H142V152H141ZM3 156V155H2ZM0 156V157H2ZM18 156V154H17ZM20 156V155H19ZM29 156V155H28ZM83 156V155H82ZM81 156V157H82ZM183 158H182V157ZM189 156V157H188ZM9 158H11V156H8ZM6 157V158H8ZM33 157V156H32ZM144 157V156H143ZM160 157V156H159ZM158 157V158H159ZM178 157V156H177ZM176 157V159H178ZM4 159V157H2ZM1 158V159H2ZM35 158V157H34ZM37 158V157H36ZM66 158V157H65ZM13 159V158H12ZM19 159V158H18ZM25 159V158H24ZM40 159V158H39ZM80 159V158H79ZM151 158L149 157V160ZM194 159V160H193ZM54 160V159H53ZM66 160H68L66 158ZM195 160H196V163L198 164L199 168L197 170V174L200 175V176H204L206 180H203V181H200L199 180V183H198V176L196 178V176H194L193 179H191V184L188 183V180H187V176L189 177V173H193V175H196V173H194L193 169L197 168V164L195 163ZM6 161V160H5ZM48 161V160H47ZM81 161V160H80ZM141 161V160H140ZM161 161V160H160ZM2 162V160H1ZM0 162V163H1ZM10 162V161H9ZM7 162V163H9ZM13 162V161H12ZM15 162V160H14ZM158 162V161H156ZM190 162L191 164H195L194 166H196L194 168H191V165L190 166ZM19 163V162H18ZM33 163V162H32ZM54 163V161H53ZM150 164V162H148ZM184 163V164H182ZM5 164V163H4ZM14 164V163H13ZM43 164V163H42ZM49 164V163H47ZM51 164V163H50ZM141 164V163H140ZM148 164V165H149ZM168 164V163H167ZM206 164V166H205ZM31 165V164H30ZM39 165V164H38ZM135 165V164H134ZM147 165V164H146ZM158 165V164H157ZM179 165V164H178ZM1 166V165H0ZM6 166V165H5ZM16 166H17V163H16ZM33 166V165H32ZM49 166V165H48ZM139 166V165H138ZM141 166V165H140ZM156 166V165H155ZM154 166V167H155ZM205 166V168L203 167ZM4 167V165L2 166V168ZM9 167V166H8ZM15 167V166H14ZM20 167V166H19ZM43 167V166H42ZM54 167V166H53ZM56 167V166H55ZM80 167V166H79ZM83 167V166H82ZM164 167V166H163ZM177 167V166H175ZM188 167H190V170ZM202 167L204 170V172L202 173ZM37 168V167H36ZM47 168V167H46ZM51 168V167H50ZM116 168V167H115ZM143 168V167H142ZM158 168H159V165H158ZM178 168V167H177ZM6 169V168H5ZM29 169V168H27ZM49 169V168H47ZM53 169V168H51ZM49 170V171H53V170ZM81 169V168H80ZM85 169V168H84ZM141 169V168H140ZM157 169V168H156ZM163 169V168H162ZM188 169L191 171L188 172ZM26 170V169H25ZM155 170V168H154ZM81 171V170H80ZM110 171V170H109ZM175 171V170H174ZM177 171V170H176ZM175 171V172H176ZM8 172V171H7ZM40 172V171H39ZM44 172V171H43ZM46 172V171H45ZM55 171H53L54 173ZM152 172V171H151ZM179 172V171H177ZM6 173V172H5ZM27 173V171H26ZM31 173V171H30ZM50 173V172H49ZM48 173V174H49ZM52 173V172H51ZM56 173V172H55ZM79 173V172H78ZM188 173V175H187ZM47 174V175H48ZM157 174V173H156ZM10 175V174H9ZM43 175V173H42ZM46 175V174H45ZM55 175V174H53ZM110 175V174H108ZM170 175V174H169ZM175 175H178V173H176ZM192 175V176H193ZM30 176V175H29ZM158 176V175H157ZM13 177V176H12ZM28 177V176H27ZM77 177V176H76ZM75 177V178H76ZM83 177V176H82ZM81 177V178H82ZM161 177V176H160ZM165 177V175H164ZM168 177V176H167ZM50 178V177H49ZM80 178V177H79ZM84 178V177H83ZM113 178V177H112ZM170 178V177H169ZM172 178V177H171ZM9 179V178H8ZM13 179V178H12ZM52 179V178H51ZM177 179V178H176ZM175 178L171 179V180H176ZM190 179V178H189ZM75 180V179H74ZM80 180V179H79ZM187 180V181H186ZM195 180V181H194ZM11 181V179H10ZM14 181V180H13ZM71 181V180H70ZM159 181V180H158ZM178 181V180H177ZM193 181L196 183H198L196 186L197 188H195L192 184ZM76 182V181H75ZM135 182V181H133ZM175 182V181H174ZM49 183V182H48ZM88 183V182H87ZM113 183V182H112ZM8 184H10L8 182ZM44 184V183H43ZM84 184V182H83ZM201 184L203 187L208 186L209 189H206L205 192L203 191H197L195 192L196 190H198L199 187H201ZM45 185V184H44ZM58 185V184H57ZM61 185V184H60ZM174 185V184H173ZM190 185H192V187L189 189L188 187ZM200 185V186H199ZM40 186V185H39ZM178 186V184H177ZM181 186V185H180ZM178 186V187H180ZM35 187V186H34ZM48 187V186H47ZM58 187V186H57ZM63 187V186H62ZM86 187V186H85ZM195 188V191L193 194L190 195V190H194ZM8 188V187H7ZM37 188V186H36ZM40 188V187H39ZM50 188V187H49ZM48 188V189H49ZM71 188V187H70ZM133 188V187H132ZM138 189V187H136ZM175 188V187H174ZM173 188V189H174ZM180 188V189H181ZM188 188V189H187ZM34 189V188H33ZM44 189V188H43ZM47 189V188H45ZM51 189H55L54 186L53 188ZM146 189V188H145ZM171 189V188H170ZM176 189V188H175ZM178 189V188H177ZM32 190V189H31ZM36 190V189H35ZM38 190V189H37ZM41 190V189H40ZM64 190V189H63ZM63 190L58 191L61 193L63 192ZM75 190V189H74ZM78 190V189H77ZM131 190V189H130ZM134 190V188H133ZM140 190V189H139ZM179 190V189H178ZM34 193L35 191L32 190ZM31 191V192H32ZM52 191V190H51ZM86 191V190H85ZM172 190H170L171 192ZM175 191V190H173ZM180 191V190H179ZM38 192V191H37ZM44 192V191H42ZM42 192H39L40 194H38L39 196H42L41 193ZM50 192V189L49 191L47 190V193L49 194ZM58 192V193H59ZM135 192V191H134ZM133 192V193H134ZM137 192V191H136ZM193 191H191L192 193ZM46 193V192H45ZM43 193V195H47ZM53 193V192H52ZM50 192V197L51 194ZM57 193V192H56ZM64 193L65 190H64ZM166 193V192H165ZM180 193V192H179ZM178 193V194H179ZM55 194V193H53ZM69 194V193H68ZM152 194V193H151ZM171 194V193H170ZM65 195V194H64ZM63 195V196H64ZM70 195H73V194H70ZM69 195V196H70ZM135 195V194H134ZM150 195V194H149ZM35 196V195H34ZM49 196V195H48ZM76 196V195H75ZM74 196V198H75ZM136 196V195H135ZM139 196V195H138ZM142 196V195H140ZM146 196V195H145ZM174 196V197H175ZM44 197V196H42ZM53 197H56V194L53 196ZM52 199H55L53 198ZM58 194H57V198H58ZM61 197V195H60ZM151 197V196H150ZM173 197V198H174ZM46 198V197H45ZM144 198V197H143ZM148 198V197H147ZM38 199V198H36ZM44 199V198H43ZM49 199V198H47ZM64 199H66L64 197ZM82 199V198H81ZM157 199V198H156ZM71 200V199H70ZM69 200V201H70ZM77 200V199H76ZM152 200V199H151ZM175 200V198L173 199ZM180 200V201H181ZM35 203H36V200H34ZM38 201V200H37ZM48 201V200H47ZM53 201V200H52ZM57 201V200H55ZM63 201V200H62ZM40 201H38L39 203ZM45 202V201H44ZM61 202V200H60ZM66 202V201H65ZM72 202V201H71ZM74 202V201H73ZM176 202V201H174ZM178 202V201H177ZM45 203H48V202H45ZM44 203V204H45ZM50 205L52 206V202L50 201ZM55 203V202H54ZM58 203V202H57ZM179 203V202H178ZM56 204V203H55ZM54 204V206H55ZM62 204L59 203L58 205ZM49 205V206H50ZM69 205V204H68ZM180 205V204H179ZM37 206V205H36ZM67 205H65V210L67 209L66 207ZM2 207V206H1ZM38 207V206H37ZM48 208V206H46ZM53 207V206H52ZM58 207V206H57ZM61 207V206H60ZM35 208V207H34ZM51 208V207H50ZM54 208V207H53ZM69 208V207H68ZM80 208V207H78ZM164 208V207H163ZM174 208V207H173ZM173 208H169V209H172V211L174 210ZM3 209V208H2ZM1 209V211H2ZM56 209V208H55ZM54 209V211H55ZM61 209V208H60ZM70 209V208H69ZM162 209V208H161ZM41 210V209H40ZM43 210V209H42ZM71 210V209H70ZM81 210V209H80ZM166 210V208H165ZM0 211V212H1ZM46 211V210H45ZM67 211V210H66ZM65 211V212H66ZM71 211H75V210H71ZM169 211V210H168ZM171 211V212H172ZM62 213V212H61ZM60 213V214H61ZM67 213V212H66ZM72 213V212H70ZM68 213V214H70ZM80 213V212H79ZM3 214H6V213H3ZM50 214H51V211H50ZM9 215V214H8ZM53 215L54 212H53ZM53 215L51 216V218H53ZM182 215V216H181ZM47 216V214L45 215ZM50 216V215H49ZM58 216V215H57ZM55 216L54 218H59ZM62 216V215H61ZM60 216V217H61ZM73 216V214L71 215ZM69 215V218L68 219H72ZM78 216V215H77ZM2 217H4V215H2ZM66 217V215H65ZM6 218V217H5ZM10 218V217H9ZM48 217H45L44 219H46ZM181 218L183 220H181ZM4 219V218H3ZM50 220V222H53L54 224L58 221L55 222L52 221V219H50V217L48 218ZM64 220H66L65 222L63 221V225L65 223V225H67V219L66 218H63ZM70 219V220H71ZM82 219V218H81ZM7 220V219H6ZM6 220H4L5 222H7ZM48 220V222H49ZM57 220H60L57 219ZM62 220V219H61ZM3 221V220H2ZM0 221V234L3 235L4 231H6V225ZM44 221H47V220H44ZM72 221V220H71ZM110 221V220H109ZM179 221V222H180ZM49 222V223H50ZM78 222V221H77ZM9 223V222H8ZM44 223V222H43ZM60 223V222H59ZM62 223V222H61ZM71 223V224H70ZM69 225H67V228H69L68 226H71V225H74L72 224V222H70ZM74 223V222H73ZM84 223V222H83ZM174 223V222H173ZM181 223V222H180ZM190 223V224H189ZM10 224V223H9ZM12 224V223H11ZM48 224V223H47ZM51 224V228L50 230L52 229V223ZM49 224V226H50ZM58 225V223H56ZM176 224V223H174ZM43 225V224H42ZM64 225V226H65ZM85 225V224H84ZM179 225V223H178ZM41 226V224H40ZM40 226H37V227H40ZM55 226V225H54ZM54 226H53V229H54ZM83 226V225H82ZM173 226V225H172ZM194 226V227H193ZM8 227V226H7ZM57 227V226H56ZM55 227V228H56ZM127 227V226H126ZM42 228V227H41ZM43 228H45L43 226ZM73 228V227H71ZM70 228V229H71ZM77 228V227H76ZM185 228V227H184ZM46 229V230H45ZM43 229V232H39L37 229V233L36 235L38 236L39 234L38 233H43V235H48V231H47V225H46V228ZM82 229V228H81ZM49 230V233L52 232V234H56L55 231ZM72 230V229H71ZM71 230H68V231H71ZM170 230V228H169ZM168 230V231H169ZM9 231V230H8ZM7 231V232H8ZM14 231V230H13ZM47 231V232H46ZM81 231V230H80ZM166 231V230H165ZM171 231V230H170ZM6 232V234H7ZM32 232V231H31ZM83 233H85L83 230H82ZM186 232H187V228H186ZM67 233V232H66ZM64 234L67 236V234L70 232H68L67 234ZM72 233H74V231L72 230ZM75 233H76V230H75ZM74 233V235H76ZM79 233V232H78ZM191 236L192 233L191 231L189 232ZM189 233H187L189 235ZM51 234V233H50ZM58 236L59 234H63V233H57ZM68 234V235H69ZM87 234V233H86ZM130 234V233H129ZM129 234L127 237H129ZM193 234L195 235V233L193 232ZM5 235V234H4ZM9 235V234H8ZM7 235V236H8ZM43 235L41 236V238L43 237ZM81 236V234H79ZM125 235V234H124ZM131 235V234H130ZM6 236V237H7ZM14 236V235H13ZM32 236V234H31ZM40 236V235H39ZM38 236V237H39ZM52 236V235H51ZM54 237V240L53 237L50 238V242H48L50 245H52V243L54 244V242L57 241L56 244H58L59 242V238L60 237ZM71 236V235H70ZM73 236V234H72ZM198 236H195L196 239H198L199 237ZM2 237V236H0ZM34 237V236H33ZM32 237V238H33ZM36 237V236H35ZM34 237V238H35ZM38 237H36L38 239ZM47 237L46 236V240L45 242L47 243ZM74 237V236H73ZM79 236H77L76 238H78ZM82 237V236H81ZM85 237V235H84ZM132 237V236H131ZM194 237V238H195ZM198 237V238H197ZM17 238V236H16ZM87 238V236H86ZM85 238V239H86ZM133 238V237H132ZM192 238V237H191ZM58 239V240H57ZM79 239V238H78ZM77 239V240H78ZM193 239V238H192ZM191 239V240H192ZM202 239H200L199 241H196V244L198 245L197 242H200L201 244H199L197 246V248L199 249V246H202L201 248H203V242L206 243L205 241H202ZM43 238L41 240V242L44 241ZM68 242H72L69 237V239H67ZM129 240V239H128ZM127 240V241H128ZM194 240V239H193ZM54 241V242H53ZM65 241V240H63ZM79 241V240H78ZM80 242L79 244L80 245H76L74 244L75 243V240H74V243H72L71 245H68L69 243H65L66 245H64L63 243L61 244L63 249L61 248V246L59 247L58 245H54L56 247L57 250L54 249V246H52L51 248H47V249H50L49 251L46 250V247L49 245V244H46L44 243L43 248L45 247V249L42 248V250H45L47 254H45L43 252L42 255H44V257L42 255H40L41 257L39 256H32V260L29 261L28 264H94V262H96V260H101L100 258L102 257V255L100 253L96 254L97 251L95 252V250H89L88 247L85 248V246H87V244L85 245V242L86 240H81L80 239ZM84 241V242H83ZM219 242V248L217 247L218 243L214 245V242ZM255 241H257L259 244L257 247L256 246V250H253L251 252L250 251H247L249 246L251 247L253 244L252 242L254 243V246H255ZM35 242V243H34ZM41 242H39L37 240V243H39V245L41 246ZM194 244L195 242L192 241ZM224 242V243H223ZM239 242V243H237ZM246 244V242H250L251 244H247L245 245V247H248L247 250L244 248V247H241L243 250H241V248L239 249L240 247V244L243 243ZM261 242V243H260ZM32 243H34L36 245V240L33 239L32 240ZM136 243V242H135ZM175 243V244H174ZM172 242V244H174L173 248H175V245L177 244L176 242ZM230 243V245H228ZM239 244V247L238 245L236 246L238 248V250H240L238 252V250L236 249H233L232 247V244ZM131 244V243H130ZM128 244V245H130ZM195 244V245H196ZM203 244V245H202ZM221 244L222 247H221ZM224 244H227L224 246ZM243 244L241 246H243ZM38 245V244H37ZM38 245V246H39ZM32 248L34 247L32 245V250L34 249L35 251H37V247ZM39 246V247H40ZM59 248H58V247ZM170 246V245H169ZM50 247V246H49ZM179 247V245L177 246ZM196 247V246H195ZM235 247V246H234ZM41 248V247H40ZM181 248V247H179ZM178 248V249H179ZM200 248V249H201ZM210 248V247H209ZM87 249V250H86ZM178 249H176V251L178 252ZM198 250V251H202L203 249L201 250ZM249 249H253L252 248H249ZM39 249V251H42ZM204 250V251H205ZM34 251V252H35ZM38 251V252H39ZM88 251V252H86ZM92 251H94V254ZM180 251H182V249L180 250L179 249V253ZM91 252V253H90ZM118 252V251H117ZM116 252V253H117ZM178 253V255H179ZM17 254V253H16ZM15 254V255H16ZM100 254V256H99ZM208 254V255H206ZM224 254V255H223ZM99 258H98V256ZM165 255V254H164ZM181 255V254H180ZM222 255V256H221ZM168 256H170L168 254ZM96 259H95V258ZM222 257V259H221ZM164 258V256L162 257ZM165 258H171L170 257H165ZM174 258V259H175ZM247 258H248V262L246 263L247 261ZM249 259H250V263H249ZM166 260V259H165ZM169 260V259H168ZM164 261V260H163ZM172 261L171 264H174ZM99 262V261H98ZM166 262V261H165ZM169 262V261H168ZM185 262V263H184ZM252 262V263H253ZM161 263V262H160ZM169 263V264H170ZM0 264H25L24 263V259L22 258H14V257H0ZM97 264H100V263H97ZM161 264H164L161 263Z\"/></svg>", "mask_w": 264, "mask_h": 264}]
</instances>
